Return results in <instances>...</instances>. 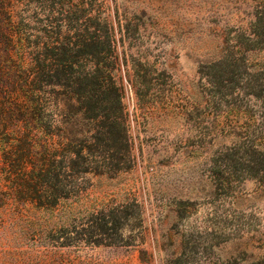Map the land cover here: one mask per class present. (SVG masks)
<instances>
[{
    "label": "rangeland",
    "instance_id": "1",
    "mask_svg": "<svg viewBox=\"0 0 264 264\" xmlns=\"http://www.w3.org/2000/svg\"><path fill=\"white\" fill-rule=\"evenodd\" d=\"M9 10L23 38L15 63L36 43L42 56L67 46L75 71L96 58L79 47L92 29L76 30L101 20L130 159L104 140L101 95L91 143L119 169L82 177L80 197L51 213L0 214V264H264V0H10Z\"/></svg>",
    "mask_w": 264,
    "mask_h": 264
},
{
    "label": "trees",
    "instance_id": "2",
    "mask_svg": "<svg viewBox=\"0 0 264 264\" xmlns=\"http://www.w3.org/2000/svg\"><path fill=\"white\" fill-rule=\"evenodd\" d=\"M9 5L10 0H0V214L22 217L32 210L51 213L61 201L80 197L82 177L119 169L112 163L117 158L91 143L101 95L104 140L122 145L128 159L130 146L121 78L101 66V20L76 30L83 37L92 29L79 46L96 55L87 69L74 70L77 57L67 46L42 56L37 43L34 58L24 62L20 57L15 63L13 54L21 56L23 38L11 24ZM105 43L112 49L108 40ZM110 61L117 66L116 57ZM45 86L58 89L55 100L44 96ZM96 229L101 231V225Z\"/></svg>",
    "mask_w": 264,
    "mask_h": 264
}]
</instances>
